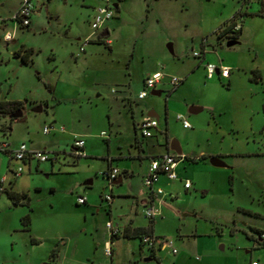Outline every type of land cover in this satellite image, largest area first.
<instances>
[{
    "label": "rangeland",
    "instance_id": "374dc122",
    "mask_svg": "<svg viewBox=\"0 0 264 264\" xmlns=\"http://www.w3.org/2000/svg\"><path fill=\"white\" fill-rule=\"evenodd\" d=\"M33 1L30 25L8 22L12 41H0V100L23 104L21 117L12 122L8 115L0 116V141L10 149L24 143L29 150L44 151L49 160L28 164L11 159V170L22 168L14 176L8 156L0 151L4 187L12 184L28 199V204H14L0 192V264H158L154 256L161 264H249L263 258L264 247L252 241L257 237L252 228L264 232V16L256 14L261 1L250 0L255 11L242 16L243 29L227 47L232 32L220 38L218 33L242 0H127L105 23L112 50L89 43L84 52L79 40L92 31L98 1ZM4 2L10 15L8 9L17 0ZM202 40L205 62L228 67L229 80L216 74L208 79L204 65L196 67L192 52H200ZM20 49L31 50L30 62L14 55ZM157 71L164 75L159 94L149 91L136 101L135 112L139 107L154 110L159 131L167 127L169 142L177 141L187 156H220L225 167H213L209 159L187 162L171 151L180 178L192 187L185 193L178 180L159 176L154 189H161L165 200L153 229L172 240L176 253L168 248L150 253L137 239L121 238L109 257L103 248V241L110 240L108 207L100 206L98 197L101 187L107 189L100 176L106 162L73 157V138L82 137L86 150L95 154L107 150L102 131L112 141L117 137L121 144L129 142L131 113L121 97L135 100L142 79ZM172 77L183 79L174 89ZM36 102L43 106L40 113L30 111ZM191 106L200 110L189 113ZM178 116L186 118L188 128ZM46 125L53 127L47 134ZM146 142L149 152H161L154 138ZM127 161L133 177L122 179L121 188L112 187L114 193L127 191L134 199H115L113 214L119 224L133 219L148 225L141 177L150 160ZM84 193L87 203L77 204ZM26 214L28 230L21 223Z\"/></svg>",
    "mask_w": 264,
    "mask_h": 264
},
{
    "label": "built area",
    "instance_id": "2783aa9c",
    "mask_svg": "<svg viewBox=\"0 0 264 264\" xmlns=\"http://www.w3.org/2000/svg\"><path fill=\"white\" fill-rule=\"evenodd\" d=\"M98 5L93 8V16L90 21L91 33L84 37L81 41L79 40L80 46L79 51L84 52V46L91 42H100L104 46H109L111 41L107 36H102V33L107 30L105 23L111 20L114 17V5H117L119 2L124 0H97ZM34 1L33 0H19L18 7L12 12V14L7 17L0 16V41L8 43L12 41L13 32L5 30L6 24L8 22L15 23L16 26L25 28L30 25V18L32 13L34 12ZM240 18L238 17L237 22L235 21V25L233 27V31H237L240 29ZM193 57H199L200 52H192ZM206 77L211 79L214 74L218 76V78L227 79L230 74V69L225 66H215L214 64L207 63L205 65ZM164 75L162 72H155L150 76L145 77L143 80L142 89L137 93V99H143L148 94L149 91L155 89V87L162 81ZM180 83L178 78L172 77L169 80V84L171 86H177ZM178 118L182 122V126L184 128L189 127V123L183 119V117L178 116ZM158 122L155 118L149 116H143L137 124V130L142 139L151 138L157 129ZM50 130H53L51 125H46L43 129L45 134L49 133ZM63 131L62 128L59 129ZM100 136L102 138H107L105 132H101ZM84 145V141L80 137H74L72 146H71V155L75 158L83 157L84 153L82 151ZM0 149H6L9 153V160L13 159L16 161H20L22 163L28 162L32 159H35L39 162H43L49 160L48 155L44 151H33L29 150L24 143L19 144L16 148L10 149L9 145L3 141H0ZM176 157L169 154H164L156 157H152L150 159V165L147 173L142 178V183L146 188L150 189V193L153 197L150 204H148L143 211V215L145 218L149 220H153L155 217L160 215L158 207L154 205V200L158 201V197L162 194V190L157 188L153 189L154 184L158 180V176L163 174L169 180L176 179V173L174 172L176 166ZM11 170V168H10ZM14 176H18L22 173V168L19 166L14 170H11ZM102 177L107 182V190L106 193L102 194L101 201L106 205H109L112 199V183L117 179L120 175V170L117 167H110L104 172L101 173ZM185 189L189 188V181L185 180L183 183ZM77 204H84L85 197L78 196L76 200ZM106 227L109 229L110 235H117L119 230L116 225H113L110 221L106 222ZM257 235V234H256ZM257 238L261 241V246L264 247V232L260 235H257ZM141 243L145 245L148 249L151 248L154 251L160 250L163 248H168L174 254L176 253V249L173 246V242L171 239L164 237H155L143 235L141 237ZM104 253L106 255L110 254V246L104 248ZM249 264H264V257L250 260Z\"/></svg>",
    "mask_w": 264,
    "mask_h": 264
},
{
    "label": "crops",
    "instance_id": "0c3cea01",
    "mask_svg": "<svg viewBox=\"0 0 264 264\" xmlns=\"http://www.w3.org/2000/svg\"><path fill=\"white\" fill-rule=\"evenodd\" d=\"M127 0H124V1H121V2H119L118 4H117V7H116V10H118V11H120V4L121 3H123V2H126ZM261 1V7L264 9V0H260ZM18 3H19V0H17V4L15 5V7L12 9V10H9L8 9V13H11V12H13L17 7H18ZM246 3H248V4H246ZM245 5V10H243V6ZM247 5V6H246ZM5 6H6V3L4 2V0L2 1L1 0V2H0V16L1 17H4V18H7V17H9L10 15L9 14H7L6 12H4V8H5ZM240 15L239 16H241V18H242V16L243 15H247V14H250V13H253L255 10H251V3H250V0H242V2H241V5H240ZM238 10V9H237ZM236 12H234V14H235ZM233 14V15H234ZM9 15V16H8ZM233 15H232V17H231V19L229 20V23L231 22V21H233V24L235 23V21L237 22V19H238V17L239 16H237V18H233ZM5 16H7V17H5ZM241 18H240V33H241V31H242V29H243V21H241ZM242 22V23H241ZM228 23V24H229ZM8 24V23H7ZM7 24H6V27H5V30H7L6 28H7ZM228 24H226V25H228ZM235 25V24H234ZM226 27V26H225ZM224 28V27H223ZM222 28V29H223ZM221 29V30H222ZM106 32H107V37L110 39V41H111V38L109 37L110 36V34H109V28L107 27V30H106ZM231 32L232 33H230L231 35H233V37L231 38L232 39V41H234V43H235V40L238 38V33H237V31H235L236 33H234V31L233 30H231ZM226 33H229V32H226ZM218 36H219V38L220 37H222V36H220L219 34H218ZM79 40V39H78ZM91 43H96V44H101L100 42H91ZM103 45V44H102ZM105 47H107L110 51L112 50V41H111V43H110V45L109 46H105ZM85 51V50H84ZM206 49H205V42H204V40H202V43H201V46H200V56L199 57H193V58H195V59H197V65H196V67L197 66H199V64H203L204 65V68H205V65L208 63V62H205V60H206ZM226 67V66H225ZM158 72V71H157ZM256 76H257V73H256ZM147 77V76H146ZM229 77H230V74H229V76H228V78H227V80H229ZM145 79V77L142 79V86H143V80ZM183 82V79L182 80H180V83H182ZM161 83V82H160ZM159 83V84H160ZM179 83V84H180ZM158 84V85H159ZM179 84L177 85V86H171L173 89L174 88H177L178 86H179ZM157 87L158 86H156L155 87V89L154 90H157ZM141 89H142V87H141ZM140 89V90H141ZM139 90V91H140ZM138 91V92H139ZM147 97V96H146ZM145 97V98H146ZM145 98H143V99H145ZM143 99H137V95H136V97H135V100L133 99V98H130V97H125V96H123V97H121V103L123 104V106H128L129 107V109H130V113H131V119H132V125H133V136H132V138L129 140V142H127V143H125V144H121V142L120 141H118V139H117V137H115L114 138V140L112 141L111 140V135L110 134H107L106 132V135H107V138H104L105 140V142H106V146H107V150H106V152H105V154H95L94 152H91V151H88V150H86V148H85V141H84V139L82 138V137H80V138H82L83 139V141H84V145H83V148H82V151H83V153H84V156L83 157H79V158H100V159H104L105 160V162H106V167H105V169L102 171V172H104L105 170H107L108 168H110V167H117L119 170H120V175L118 176V177H121V182L119 183V184H117V185H119L118 187L119 188H121L122 187V185H123V180L122 179H127V178H129V177H133V174H134V172H133V170H131V168H130V166H129V163H128V161L127 160H133V159H137L139 162H141L142 161V159H145V160H150L152 157H156V156H160V155H164V154H169V155H173V151L171 152V150L169 149V141H168V136H167V134H166V132H167V127H165V129H164V131H159V129H160V122H159V119L157 118L156 120H157V122H158V125H157V129L155 130V132H159L160 133V140H159V138H158V136H157V134L154 132V134H153V136L151 137V138H154V141H155V144L157 145V146H159V148L161 149V152H158V153H153V152H149L148 151V142H146L148 139H151V138H148V139H139V137H138V130H137V124H138V122L140 121V119L143 117V116H147V113L150 111V110H152V109H147L146 110V112H144L143 110H141V107H139V111H137V112H135V109H134V107H138V104H136V101H138V100H143ZM2 100H4V101H7V100H5V99H2ZM37 104H38V102H36ZM41 104V103H40ZM191 107H196V106H191ZM197 109H198V111L200 110V108H198V107H196ZM165 111H166V109H165ZM182 117V116H181ZM183 119L184 120H186V118L185 117H183ZM187 121V120H186ZM188 122V121H187ZM109 125H111V123L109 122ZM113 126V125H112ZM117 128V127H116ZM115 128V129H116ZM63 129V128H62ZM64 130V129H63ZM60 131V130H59ZM116 131V133H118L117 131V129L115 130ZM60 132H62V131H60ZM102 132H104V131H102ZM160 142V143H159ZM112 148H113V150H112ZM181 157V158H183L185 161H187V162H190L189 160H186V158L187 159H193V160H196L195 162H191V163H197L198 161H200V159L202 158V157H204V159H202L201 161H206L207 159H209L210 157H212V156H206V155H204V154H202V155H200V156H187L182 150H181V154L180 155H178V157ZM216 157H218L219 159H221L220 158V156H216ZM181 158H179V159H181ZM176 161H178V159H176ZM10 160H9V158H8V162H7V164L9 165L10 163ZM29 162L30 161H28L27 163L29 164ZM121 163V164H120ZM124 163V164H123ZM128 163V164H127ZM7 165V167H10V166H8ZM75 166L77 165V162H75V164H74ZM177 166H179L178 165V163L176 162V166H175V169H174V172L176 173V179H174V180H171V181H179V182H181L182 183V186H183V183H184V181L185 180H187V178H183V179H181L180 178V175L178 174V172H177V169H178V167ZM101 172V173H102ZM146 173V172H145ZM145 173H143V175H142V177H141V180H142V178H143V176H144V174ZM160 175H162V174H160ZM159 175V176H160ZM100 176H101V178L106 182V180L102 177V175L100 174ZM159 176H158V179H159ZM188 181V180H187ZM5 182V176H4V174H1L0 175V192H3L5 189H10V186H12L11 187V190H13V191H15L14 189H13V185H9V187L8 188H5L4 187V185H3V183ZM157 182H158V180H157ZM156 182V183H157ZM88 183H91L90 181H88ZM155 183V184H156ZM107 184V183H106ZM154 184V185H155ZM113 185V184H112ZM192 187V185H191V183H190V186H189V188H187V189H185L184 188V186H183V189H184V191H185V193L186 192H188L189 191V189ZM106 188V187H105ZM105 188H103V187H101L100 188V190H99V192H98V197H99V201L101 202V204H99L100 206H102V201H101V197H102V194H104V193H106V190L107 189H105ZM146 188V187H145ZM153 189H154V186H153ZM111 190H112V199H111V202H110V204L109 205H107V207H108V212H107V220L105 221V222H108V221H110L113 225H116L117 227H118V230H119V232H118V235H117V238H114V239H111L110 238V240H104L103 241V248H105L106 246H107V244L110 246V248H112V246H113V244L116 242V241H119L121 238H123L122 236H121V232L123 231V229L124 228H126V227H128V228H135V227H143V228H147L148 226H149V224H150V222L148 223V225H145V224H139V223H136L133 219H130V220H128L127 222H125V223H123V224H119L118 223V220L116 221V216L113 214V205H114V201H115V199H120V197L121 198H125V199H130V200H133L134 198H133V196H130V194H129V192H127V191H120V190H118V191H116L115 193H114V191H113V187L111 188ZM15 192H17V191H15ZM163 191H162V194L158 197V201H156V200H154L155 202H154V205L155 206H157L158 207V210H159V212L161 213V201H163L164 202V200H165V197L163 196ZM87 194H80L79 196H84L85 197V203L84 204H86L87 203V196H86ZM115 195H116V197H115ZM152 199H153V197H152V195H151V193H150V189L149 188H146V200H143V209L148 205V204H150L151 203V201H152ZM104 204V203H103ZM156 218V217H155ZM155 218L153 219V224H152V234H151V236H155V237H159L158 235H156L155 233H154V229H153V227H154V220H155ZM150 221V220H149ZM120 222V221H119ZM134 239H136V238H134ZM137 241H138V243H140L139 242V240L137 239ZM65 243H63V245H64ZM145 246V245H144ZM145 248L147 249V252H150L149 250H148V248L145 246ZM175 248V247H174ZM139 249H140V247H139ZM143 249V248H142ZM112 250H113V248H112ZM161 250V249H160ZM159 249L158 250H156L157 252L158 251H160ZM171 252V251H170ZM151 253V252H150ZM172 253V252H171ZM173 254V253H172ZM175 254V253H174ZM107 256H109V257H112L113 256V251H112V254H109V255H107ZM155 257H157V256H155ZM160 264H161V262H160Z\"/></svg>",
    "mask_w": 264,
    "mask_h": 264
},
{
    "label": "trees",
    "instance_id": "16d2710c",
    "mask_svg": "<svg viewBox=\"0 0 264 264\" xmlns=\"http://www.w3.org/2000/svg\"><path fill=\"white\" fill-rule=\"evenodd\" d=\"M257 15H261V16H264V9L261 7L260 10L256 13ZM240 15V9H238L236 11V13L233 15V18H237V16ZM235 24V23H234ZM234 24H233V21H231L228 25H226V27H224L218 34L220 35L221 33H226V32H231V30L233 29L234 27ZM236 33V32H235ZM238 34H240V29L237 31ZM30 54H31V50H18L17 52H15L14 55L16 56H19L21 61L23 63H27V62H30ZM254 76L256 77V73L253 72ZM23 108V104L21 101H4V100H0V116H3V115H8L9 116V119H10V122H12L14 119L16 118H12V114L15 113L17 110H22ZM0 151H2L4 154H6L9 158V151L6 150V149H0ZM178 158H181L180 156ZM204 159V157H202L200 160ZM186 160H189L190 162H195L196 160H193V159H187ZM9 166V165H8ZM9 171L11 172L10 168L8 167ZM12 173V172H11ZM231 179V178H230ZM12 185V184H11ZM11 187L10 186V189H5L4 192L6 193V195L8 196L9 199L12 200V202L14 204H28V199H27V196L25 193L23 192H15L13 190H11ZM150 224L147 228H143V227H135V228H124L123 231L121 232V236L123 238H126V239H138L139 240V244L143 245L141 243V237L143 235H150L152 234V224H153V220H150L149 221ZM21 223L24 227L25 230H28L29 229V215L26 214L25 216H23L21 218ZM252 231L255 232L257 235H260L261 233H263L262 230L260 229H257V228H252ZM118 235V234H117ZM117 235H113L111 234L110 235V238L111 239H114V238H117ZM247 236V235H246ZM151 253H153V249L149 248L148 249ZM56 256L55 254V251L52 250L51 253H50V257L54 258ZM154 258L156 259V261L158 262V264H160V260L158 257H155Z\"/></svg>",
    "mask_w": 264,
    "mask_h": 264
},
{
    "label": "water",
    "instance_id": "95a60500",
    "mask_svg": "<svg viewBox=\"0 0 264 264\" xmlns=\"http://www.w3.org/2000/svg\"><path fill=\"white\" fill-rule=\"evenodd\" d=\"M116 7H117V5H114L115 9H116ZM106 35H107L106 31L102 33V36H106ZM233 44H234V41L226 42L227 47H229ZM151 94L157 96L159 94V91L158 90H152ZM42 109H43L42 104H38V105L31 107L30 111L33 113H40L42 111ZM197 111H198V109L196 107H190L188 109L189 113H196ZM21 115H22V111L19 109L15 113H13L11 117L12 118H18V117H21ZM147 116L155 118V119L158 118V115L154 110H150L147 113ZM169 149L171 151H173L174 153H176L177 155L181 154V150H180V147L178 145V142L175 140H171L169 142ZM208 161H209L210 165L213 167H225L224 162L216 156L210 157ZM120 182H121V177H117V179L115 181H113L112 184H119ZM44 264H49V263H44Z\"/></svg>",
    "mask_w": 264,
    "mask_h": 264
},
{
    "label": "flooded vegetation",
    "instance_id": "af4514ba",
    "mask_svg": "<svg viewBox=\"0 0 264 264\" xmlns=\"http://www.w3.org/2000/svg\"><path fill=\"white\" fill-rule=\"evenodd\" d=\"M252 241H253V245L259 247L261 246V241L256 237V238H252Z\"/></svg>",
    "mask_w": 264,
    "mask_h": 264
}]
</instances>
